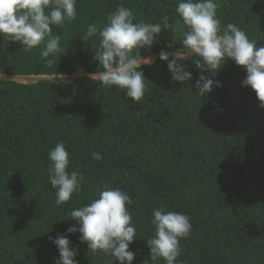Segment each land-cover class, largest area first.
<instances>
[{"label":"trees","instance_id":"1","mask_svg":"<svg viewBox=\"0 0 264 264\" xmlns=\"http://www.w3.org/2000/svg\"><path fill=\"white\" fill-rule=\"evenodd\" d=\"M181 0H77V19L53 26L60 52L49 65L40 55L45 44L25 52L19 42L0 36V76L39 78L25 84L0 81V264H55L50 242L76 221L66 215L98 198L107 182L127 191L137 239L132 264L151 260L147 239L154 236L153 209L178 211L191 218L192 231L180 241L178 264H264V107L242 86L246 70L228 59L215 75L221 86L199 95V59L182 45L186 28L177 16ZM221 25L233 23L257 46H264V0H217ZM134 23L171 27L141 49L146 81L143 98L133 101L117 86L91 77L104 69L94 59L99 37L82 42L88 25H103L118 7ZM161 51L180 53L191 72L176 82ZM87 74L67 83L79 70ZM63 77V78H62ZM64 142L71 168L85 177L79 193L60 206L49 183L48 152ZM92 151L103 159H92ZM76 264H119L110 254L92 251L80 233L68 235Z\"/></svg>","mask_w":264,"mask_h":264},{"label":"clouds","instance_id":"2","mask_svg":"<svg viewBox=\"0 0 264 264\" xmlns=\"http://www.w3.org/2000/svg\"><path fill=\"white\" fill-rule=\"evenodd\" d=\"M77 0H0V36L19 42L25 52L45 44L40 55L49 65L56 62L60 52V36L53 33V26H62L77 19ZM217 0H181L176 8L177 16L186 30L181 32L182 45L199 59L194 61L201 75L195 82L199 95L211 91L213 85H221L214 79L206 78L203 72L213 75L226 60L246 70L242 86L250 87L264 107V46L248 38L244 30L233 23L221 25L217 17ZM169 16L159 23H134L133 13L123 6L107 16L101 26L88 25L82 42L99 37V46L94 59L104 69L94 73L105 87L117 86L126 90V96L139 102L146 91V79L140 70L149 64V58L141 56V49L151 48L162 30H168ZM159 58L168 62L173 81L189 82L192 74L180 63V53L169 54L161 51ZM92 159L101 161V153L92 151ZM49 183L55 189L57 206L67 203L74 193H79L85 177L81 171L71 168L70 155L64 142H59L48 152ZM133 199L127 191L113 188L107 182L98 192V198L90 203L73 208L66 215L76 221L67 229V234L80 233V241L87 243L92 251L110 254L119 264H132L135 252L130 245L137 239V230L132 223L128 207ZM191 218L178 211L153 209L151 223L155 226L154 236L147 239L152 262L162 259L165 264H178L182 255L180 241L190 236ZM68 235L55 239L49 237L58 252L55 264H76L77 250L70 247ZM142 264H149L145 258Z\"/></svg>","mask_w":264,"mask_h":264},{"label":"rangeland","instance_id":"3","mask_svg":"<svg viewBox=\"0 0 264 264\" xmlns=\"http://www.w3.org/2000/svg\"><path fill=\"white\" fill-rule=\"evenodd\" d=\"M188 55H193L192 53H188ZM157 60V57H152L150 58V63L149 64H153L155 63V61ZM87 74L85 73L84 70H79L75 75L69 77V80L67 83L71 82L72 80L78 78V77H83V76H86ZM63 78V77H62ZM95 78V77H93ZM41 79H45V77H39V78H20V77H13V78H9V77H6V76H0V81H8V80H15V81H18L20 83H25V84H31V83H36L38 82L39 80ZM97 79V78H96Z\"/></svg>","mask_w":264,"mask_h":264}]
</instances>
